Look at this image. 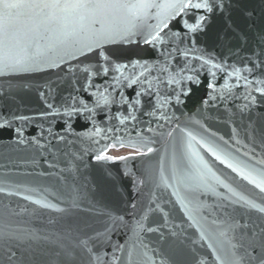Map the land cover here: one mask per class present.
Returning a JSON list of instances; mask_svg holds the SVG:
<instances>
[{
    "label": "snow or ice",
    "instance_id": "snow-or-ice-1",
    "mask_svg": "<svg viewBox=\"0 0 264 264\" xmlns=\"http://www.w3.org/2000/svg\"><path fill=\"white\" fill-rule=\"evenodd\" d=\"M237 10L247 17L252 15L246 9L241 8V0H0V77L13 73L41 70L42 65L59 67L61 62L66 61L67 56L78 58L79 56L93 55L95 65L81 69L85 73L86 83L74 90L87 92L89 88H97L96 92L91 93L95 97L94 107H89L82 98L78 99L77 96L72 95L59 105L55 103V98H53V102H49L47 97L51 94L52 89L46 85L44 90L39 91V96L46 107V111L41 112L40 115L42 117L60 116L64 120L66 135H57L52 133L51 129L47 130L55 141H67L69 134L79 137L86 136L96 144L100 143L95 139L96 137L109 140L108 144L94 150L91 159L98 164H118L135 160L156 151L149 146L153 142L144 139L137 142L129 139L128 147H140L144 151L128 156L107 154L109 148L124 147L125 141L119 136H108L107 133L112 132L113 129L96 126L94 120L96 109L114 101L111 93L105 94L108 92L107 88L100 91L96 85L92 84L93 77L109 76L111 73H116L112 76L113 85H109V87H113V91H115V86L125 81L129 87L136 84L148 85L147 89L142 87L141 91H137L131 102L121 94V100L128 106L129 111L127 115L123 116L117 113L114 118L118 119L121 125H125L129 120L135 121L134 113L141 105L140 97L153 95L154 84L144 76L143 72L125 75L129 68L135 69L139 66L147 69L146 63L142 64L139 59L132 58L133 47L139 48L141 42L153 48L157 44H162L164 38L161 33L167 35L165 29H169L172 22L180 26V31L173 35L180 36L183 32L184 37L189 38V44L193 46L184 51L185 56L188 52L197 50L195 45L202 35L210 34L221 45L229 44L233 39L246 44L247 33L239 29L233 17V12ZM149 21H155V23ZM214 25L216 27L213 31ZM251 26L254 27L255 23L253 22ZM259 41L264 45V30L259 32ZM173 51L179 50L173 49ZM254 56H256V60L253 61L252 57H248L243 68L228 64L226 61L214 62L210 55L207 59L203 56L193 57V59L202 61L201 67L208 66L209 75L213 78L217 72L225 73V83L222 86L225 91L217 93L216 85L210 81L207 83V88L212 91L207 94L208 98L202 99L201 103L208 105L217 100L226 102L229 98L242 100L243 103L237 106L241 113L249 112L254 106L264 103V59H260V56H264V47L261 48L260 53H254ZM249 63L252 65L251 67L247 66ZM92 67H95L96 70L92 71ZM257 69L260 70L259 77L253 75ZM69 71L72 69L69 68ZM160 71L166 72L167 67L161 66ZM189 71L195 72V69H189ZM249 76H252V79H249ZM141 77H144L143 80ZM232 77L235 78L234 85L229 84V78ZM156 81L157 85L164 84L166 87H170L171 94L164 97L163 103L158 102L153 111L145 114L157 121L163 119L171 123L169 116L164 112H160V115L157 116V111L164 108L173 96L175 101L180 103L181 95L189 96L191 94V89L185 88L182 82L199 84L200 81L196 75L180 76L179 73L170 74L167 81H162L159 77L156 78ZM234 88H242L243 91L234 94ZM4 95V90L0 89V98H3ZM155 95L159 96L160 94L156 91ZM80 116L93 125V128L87 133H74L72 129V120ZM29 119L28 116L16 114H12L10 118L0 116V131L10 130L18 145L34 144L38 149L48 148L50 151L49 146L52 141H47L46 144L41 143L40 139L35 136L31 140H25L22 138L24 136L23 128L13 127L15 121H28ZM159 127L163 128L164 125L160 124ZM146 130L154 131L150 127ZM177 130L183 133L180 143L186 148L189 163L184 167H179L175 154H173L172 176L168 177L164 174L163 161H161L159 182L167 187L169 186L168 180L175 179L184 191V196L181 199L188 200L189 204H193V199L190 197L194 193H203L211 187L206 179L211 170L198 153L191 152L193 141L197 144L201 143L191 131H186L177 125L168 131L167 135L171 137ZM115 131H119V129L117 128ZM254 132L253 129L251 133H246L253 143L256 141ZM140 135V132H137V136ZM161 135L163 134L161 133ZM215 135V133H211V136L215 137ZM45 139L47 138L45 137ZM201 139L204 140L201 147L207 145L206 150L216 160L225 164L242 179L253 184L260 193H264V158L255 159V147H252L250 151H245L244 158H240L238 155L240 147L233 146L243 144L245 149H249V145L239 138V133L235 129H233V135L230 138L231 144L223 137L219 138L218 143H213L206 137H201ZM68 142L70 143V141ZM260 144L264 145V133L260 135ZM48 166L55 167L53 164ZM107 175L111 176V171H107ZM122 175L129 176V173L123 172ZM216 182L233 196L236 195L229 184L220 181L218 177ZM136 183L143 184L144 180H137ZM15 187L17 189L23 187L26 192L40 191L23 184H18ZM43 192L47 193L48 189L44 188ZM0 193L7 196H21L20 191H9L4 187H0ZM22 199L38 207L57 212L69 213L70 209H74L79 212L104 216L106 217L105 227L103 231L89 233L85 230L89 227L87 223L83 226L80 223H68L59 232L41 234L38 231L13 227L12 216L15 214L7 205H3L0 207V241L5 243L14 241L17 245L27 244L28 249H31L33 244H43L52 249L58 257L75 258L79 255L82 264H133L134 259L137 258L138 264H188V256L194 251L192 246L201 242L213 241L215 247L212 243H208L207 246L212 249L213 257L218 264H244L245 259L247 264H264V227L252 226L247 247L238 241L233 242L237 240L235 233L238 230L248 229L249 225L234 220L228 211L230 206L240 204L249 210L264 214V206L258 205L252 199H246L243 195H240L238 199L223 196L221 203L215 209L218 214L211 221L207 216L201 214V205L198 202L193 204L192 211L187 213L190 221L187 227L194 229L193 235L198 234V240L185 235L186 229L177 231L176 228H179V225L169 227L168 213H164L159 205L152 207L154 201L150 202L145 213L135 221V224L129 227L123 216H113L109 211L96 208L94 205L84 207L75 199L66 208L49 203L46 196L32 199L30 195H24ZM132 207L135 208L136 205L133 203ZM157 211L163 213L162 222L153 221V224L149 225L147 222L150 214ZM121 227L131 231L132 236L123 244L112 245L111 233ZM148 234H154L155 238L152 240L154 246L150 247L148 243H145V237ZM104 244H109L112 247L108 260H105L108 253L99 250ZM240 249H243L242 255L238 254ZM117 252L121 255H117ZM16 255V251L11 248L7 249L6 256L10 264ZM198 264H204V261H198Z\"/></svg>",
    "mask_w": 264,
    "mask_h": 264
},
{
    "label": "water",
    "instance_id": "water-1",
    "mask_svg": "<svg viewBox=\"0 0 264 264\" xmlns=\"http://www.w3.org/2000/svg\"><path fill=\"white\" fill-rule=\"evenodd\" d=\"M241 8L252 14L251 17H247L239 10L233 12L239 29L247 33L246 44L233 39L229 44L221 45L210 34L202 35L195 45L197 50L188 52L185 56L184 51L193 46L189 44V38L184 37L183 32L180 36L173 35L180 31V26L172 22L169 29H165L167 35L161 33L164 38L162 44H157L153 48L141 42L139 48L133 47L132 58L139 59L142 64L146 63L147 69L139 66L135 69L129 68L125 75L143 72L144 76L154 84L153 95L140 97L141 105L134 113L135 121L129 120L125 125H121L119 120L114 118L117 113L123 116L127 115L129 111L128 106L121 100V94L131 102L135 98V93L141 91L142 87L147 89L148 85L136 84L129 87L125 81L115 86V91H113V87H109V85H113L112 76L116 73H111L109 76L93 77L92 84L96 85L100 91L107 88L108 92L105 94L111 93L114 101L96 109L95 124L103 129H113L107 135L119 136L125 141L124 147L109 148L107 154L128 156L144 151L140 147H128L129 139L137 142L141 139L153 142L149 146L156 151L135 160L118 164H98L91 159L94 150L108 144L109 140L96 137L95 139L100 141L99 144H96L86 136L79 137L69 134L67 141H55L47 130L51 129L52 133L57 135H66L64 120L60 116L42 117L40 115L41 112L46 111V107L39 96V91L44 90L46 85L52 89L51 94L47 97L49 102H53V98H55V103L59 105L72 95L77 96L78 99L82 98L89 107H94L95 97L91 93L96 92L97 88H89L87 92L74 90L86 83L85 73L81 69L95 65L93 55L79 56L78 58L67 56L66 61L61 62L59 67L42 65L41 70L13 73L0 77V89L5 92L4 97L0 98V116L8 118L12 114L28 116L30 118L28 121L13 123V127L23 128L24 136L22 138L31 140L35 136L45 144L47 141H52L49 146L50 151L48 148L38 149L34 144L18 145L10 130L0 131V187L9 191L17 190L21 193V196H7L0 193V207L7 205L15 214L12 216L13 227L38 231L41 234L59 232L68 223H80L81 226L87 223L89 227L85 230L89 233L103 231L105 227L106 217L104 216L79 212L74 209H70L69 213L53 211L28 203L22 199L24 195H30L32 199L46 196L49 203L56 204L60 208L69 207L75 199L84 207L94 205L96 208L109 211L113 216H123L129 227L135 224V221L145 213L150 202L154 201L152 207L159 205L164 213H168L169 227L179 225L180 227L176 228L177 231L186 229L185 235L197 240L198 234L193 235L194 229L187 227L190 223L187 213L192 211L193 204L196 202L201 205V214L207 216L209 221L217 216L218 213L215 209L221 203L223 196L238 199L240 195H243L246 199H252L258 205L264 206V193H260L253 184L242 179L225 164L216 160L206 150L207 145L201 147V144H204L201 137H206L213 143H218L219 138L223 137L231 144L230 138L233 135V129H235L239 133V138L249 145V149H245L243 144L233 146L240 147L238 154L240 158H244L243 153L250 151L252 147H255L256 150V160L264 158V145L260 144V135L264 133V103L256 105L249 112L244 113H241L237 107L243 103L242 100L229 98L226 102L217 100L208 105L202 104V99L208 98L207 94L212 91L207 88L208 82L211 81L216 85L217 93L225 91L222 87L225 83V73L217 72L213 78L209 75L208 66L201 67L202 61L193 59V57L200 56L207 59L210 55L214 62L226 61L228 64L241 68L245 66L248 57H252L253 61L256 60L254 53H260L261 48L264 47L259 41V32L264 30V0H241ZM149 22L155 23V21ZM253 22L255 23L254 27L251 26ZM215 27L214 25L213 31ZM173 49L179 51H173ZM260 59H264V56H260ZM161 66H166L167 71L161 72ZM247 66L251 67L252 65L249 63ZM69 68L72 71H69ZM189 69H195V72L189 71ZM95 70V67H92V71ZM228 70L231 71V69ZM176 73H179L180 76L196 75L200 83L182 82L185 88L191 89V94L189 96L181 95L180 103H177L173 96L164 108L157 111V116L160 115V112L169 116L171 123L163 119L157 121L145 113L153 111L158 102L163 103L164 97L171 94V88L164 84L157 85L156 78L159 77L160 80L167 81L170 74ZM253 75L259 77L260 70H255ZM143 78L141 77V80ZM249 79H252V76H249ZM229 84H235L234 77L229 78ZM156 91L159 92V96L155 95ZM242 91V88L233 89L234 94H239ZM258 99H260L259 96ZM160 124H163L164 127H159ZM177 125L186 131H191L196 139L201 141L200 144L192 142L191 152L198 153L211 170L206 177L211 187L203 193H194L190 197L193 199V204H189L188 200L181 199L184 196V191L175 179L170 178L167 187L159 182L161 161H163L164 174L168 177L172 176L173 154H175L179 167H184L189 163L186 148L180 143L183 133L177 130L173 136L167 135L168 131ZM149 127L154 131H147L146 129ZM92 128V123L85 121L83 116L72 120L74 133H87ZM117 128L119 131H115ZM253 129L256 136L255 143L246 135ZM137 132H140L141 135L137 136ZM211 133H215V137L211 136ZM122 148L131 152L114 154L115 151ZM49 164H53L55 167L50 168ZM107 171H111L112 175L108 176ZM123 172H128L129 176L122 175ZM217 177L220 181L229 184L236 195L233 196L232 193L217 184ZM141 179L144 180L143 184L136 183ZM18 184L40 191L26 192L23 187L17 189L15 186ZM44 188L48 189L47 193L43 192ZM133 203L136 205L135 208L132 207ZM228 211L234 220L249 225L248 229L238 230L235 233L237 240L233 241L234 243L238 241L247 247L252 226L264 227V214L249 210L240 204L230 206ZM162 216L163 213L159 211L152 213L147 223L152 225L153 221L162 222ZM257 231H259L258 228ZM131 236V231L123 227L118 228L111 233V244H123ZM154 238V234H148L145 237V243H148L150 247L154 246L152 245ZM201 243L192 246L194 251L188 256V264H198V261L201 260L204 261V264H218L213 257L212 249L207 246L208 243H212L215 247V243L213 241ZM9 248L17 253L11 264H82L79 255L75 258L58 257L52 249L43 244H33L31 249H28L27 244L17 245L14 241L7 243L0 241V264H10L6 256V251ZM99 250L108 253L105 260L110 259L112 247L109 244H104ZM238 254L242 255L243 249H240ZM117 255H121V253L117 252ZM133 264H138V258L134 259ZM244 264H247L246 259Z\"/></svg>",
    "mask_w": 264,
    "mask_h": 264
},
{
    "label": "rangeland",
    "instance_id": "rangeland-1",
    "mask_svg": "<svg viewBox=\"0 0 264 264\" xmlns=\"http://www.w3.org/2000/svg\"><path fill=\"white\" fill-rule=\"evenodd\" d=\"M128 152H131V151L128 150V149L122 148V149H119L118 151H115L114 154H116V155H118V154H126Z\"/></svg>",
    "mask_w": 264,
    "mask_h": 264
}]
</instances>
